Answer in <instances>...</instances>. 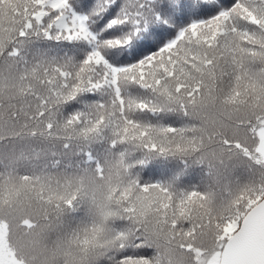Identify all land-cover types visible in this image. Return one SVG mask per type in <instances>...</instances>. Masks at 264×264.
Listing matches in <instances>:
<instances>
[{
	"label": "snow or ice",
	"instance_id": "snow-or-ice-1",
	"mask_svg": "<svg viewBox=\"0 0 264 264\" xmlns=\"http://www.w3.org/2000/svg\"><path fill=\"white\" fill-rule=\"evenodd\" d=\"M0 264H264V0H0Z\"/></svg>",
	"mask_w": 264,
	"mask_h": 264
}]
</instances>
